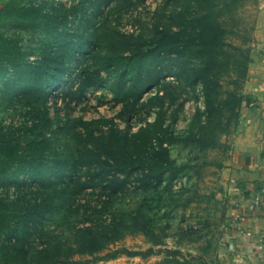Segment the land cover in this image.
Wrapping results in <instances>:
<instances>
[{"label":"rangeland","instance_id":"rangeland-1","mask_svg":"<svg viewBox=\"0 0 264 264\" xmlns=\"http://www.w3.org/2000/svg\"><path fill=\"white\" fill-rule=\"evenodd\" d=\"M7 1L0 0L1 9ZM34 4L59 25L3 29L25 51L27 62L52 65L51 75L64 73L47 94L34 81L25 91L16 85L27 84L35 71L9 70L0 76V133L10 127L22 150L37 156L32 169L0 170V222L7 224L0 235V261H32L41 253L60 252L65 262L59 264L74 259L82 264H225L232 237L229 170L240 107L238 117L225 112L207 120L201 83L177 78L186 62L156 54L151 40L157 28L190 21L200 0ZM260 6L261 0H215L214 7L202 9L217 13L223 30L218 43L229 56L219 75L221 96L243 98ZM94 69L105 84L89 86L80 95L77 73ZM134 75L137 86L119 101L116 90H125ZM157 112L174 139L167 146L172 168L162 180L141 187L130 177L114 190L110 174L108 180L93 177L96 170L84 164L107 133L136 131ZM31 140L35 143L27 150ZM90 241L106 242V248L87 253ZM148 247L161 250L147 257L105 256L118 248Z\"/></svg>","mask_w":264,"mask_h":264},{"label":"trees","instance_id":"trees-1","mask_svg":"<svg viewBox=\"0 0 264 264\" xmlns=\"http://www.w3.org/2000/svg\"><path fill=\"white\" fill-rule=\"evenodd\" d=\"M199 6V12L190 21H181L174 29L157 28L151 35V40L155 44L153 49L157 50L156 54L158 55L166 54L173 60L180 59L186 62L178 68L175 76L180 80L191 79L201 83L205 103L204 112L207 120L210 121L216 117L221 118L225 112L238 117L237 108L244 103L242 95L231 93L228 96H221L219 89L221 86L219 77L229 64V56L223 46L218 43L221 42L223 32L218 22V15L213 9L202 10L205 9L204 7H214L215 0H200ZM52 17L47 12H41L39 7L34 4V0H26L23 4H20L18 0H8L3 8H0V76H4L9 70L27 68V73L35 71L36 74L27 78V84L24 86L16 84L20 89H24L23 91L26 90V85H32L34 81V85L44 94H47L49 90L58 87L64 71L58 76L51 75L49 67L52 65L27 62L24 58L25 51L11 37L7 36L3 27L16 26L22 28L47 23L50 30L59 25L58 23L51 24ZM248 61L246 59L245 71ZM77 77L79 79L77 90L80 95L87 87L104 85L106 82V78L100 74L98 69H94L93 72L79 71ZM131 80L133 83L125 90H116L115 97L119 101H123L125 99L123 95L130 93L137 86L136 75ZM45 121H49V118H46ZM166 130L167 127L163 126V121L158 112L152 120L147 121L144 126L139 127L136 131L112 130L107 133L104 142L95 147L94 157L86 160L84 165L95 169L93 177L100 181L108 180L105 175L110 174L111 178L113 177L110 179V183H114V190H118L130 177L137 181L141 187L157 184L172 168V160L169 157L167 146L174 139L171 133ZM30 142L32 143L29 144L27 150L31 148L30 145L35 143V140ZM36 157L34 153L22 150L19 139L12 133L10 127L6 126V131L0 133L1 171L6 172L18 165L32 169ZM119 176H122L123 179H119ZM29 178L31 181H35L36 176L30 173ZM0 224V235H2L7 224L3 221ZM116 239L118 238H109L108 241L112 242ZM92 241L87 244L88 248L85 252L92 254L106 248V242L90 244ZM159 250L161 248L148 247L144 250L118 248L108 252L105 256L115 257L119 253H124L129 256L147 257ZM166 251L175 253L174 250L166 249ZM63 255L65 254L60 252H45L39 254L32 261L20 262L16 259L7 258L0 263L59 264L65 262V259L62 258ZM67 261L69 264H82V261L78 259Z\"/></svg>","mask_w":264,"mask_h":264},{"label":"crops","instance_id":"crops-1","mask_svg":"<svg viewBox=\"0 0 264 264\" xmlns=\"http://www.w3.org/2000/svg\"><path fill=\"white\" fill-rule=\"evenodd\" d=\"M259 15L243 84L244 103L239 108L240 121L233 141L235 159L229 170L232 237L225 264H264V247H257L260 238L264 246V194L259 205L248 207L264 186V0ZM247 230L250 236L245 235Z\"/></svg>","mask_w":264,"mask_h":264},{"label":"built area","instance_id":"built-area-1","mask_svg":"<svg viewBox=\"0 0 264 264\" xmlns=\"http://www.w3.org/2000/svg\"><path fill=\"white\" fill-rule=\"evenodd\" d=\"M233 181H235V180H233ZM263 194H264V186L260 187L259 190L256 192V194L253 196V198L249 201L248 207L253 208V207L259 205L261 203ZM235 220H237V218H235ZM245 235L246 236H250L251 232L249 230H247L245 232ZM257 247L259 249H263L264 246H263L262 238L259 239ZM245 264H253V263L252 262H247Z\"/></svg>","mask_w":264,"mask_h":264}]
</instances>
